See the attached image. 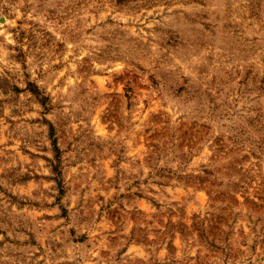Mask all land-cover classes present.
Returning <instances> with one entry per match:
<instances>
[{"label": "rangeland", "instance_id": "obj_1", "mask_svg": "<svg viewBox=\"0 0 264 264\" xmlns=\"http://www.w3.org/2000/svg\"><path fill=\"white\" fill-rule=\"evenodd\" d=\"M0 264H264V0H0Z\"/></svg>", "mask_w": 264, "mask_h": 264}]
</instances>
